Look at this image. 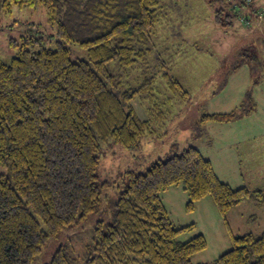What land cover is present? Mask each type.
<instances>
[{"label": "trees", "instance_id": "trees-1", "mask_svg": "<svg viewBox=\"0 0 264 264\" xmlns=\"http://www.w3.org/2000/svg\"><path fill=\"white\" fill-rule=\"evenodd\" d=\"M214 1H228L233 11L225 18L224 9L215 12L213 22L223 28L252 6V0ZM25 8L43 9L57 41L47 47L37 30L24 27L6 40L8 52H15L9 62L0 47V264H36L64 230L100 212L112 187L98 175L103 147L137 148L155 133L154 123L166 119L158 78L174 96L166 102L190 95L156 54L157 27L167 18L161 0H0V34L18 26L14 10ZM70 44L85 50L87 60H72ZM158 64L162 75L130 83L135 72L150 75ZM139 99L148 103H139L146 119L133 105ZM241 113L208 114L202 122H232ZM117 183L114 220L97 222L84 264H192L208 243L203 235L176 241L196 225L177 228L172 222L161 194L174 186L188 193V210L211 197L224 218L244 201H264L262 190L222 182L193 147L143 173L127 171ZM227 227L232 248L213 264H264V232L234 235ZM79 256L60 245L38 264H81Z\"/></svg>", "mask_w": 264, "mask_h": 264}, {"label": "rangeland", "instance_id": "rangeland-1", "mask_svg": "<svg viewBox=\"0 0 264 264\" xmlns=\"http://www.w3.org/2000/svg\"><path fill=\"white\" fill-rule=\"evenodd\" d=\"M161 3L167 10V18L157 27L156 54L167 60L170 72L190 95L185 99L175 96L172 102H166L167 97L174 96L167 84L158 78V103L164 104L160 110L166 119L157 120L155 133L145 136L137 148L126 149L117 143L103 147L98 175L102 182L112 186L106 189L107 202L80 227L64 230L58 240L52 241L54 247L48 245L36 264L49 250L52 253L60 245L71 256L81 255L80 263L84 264L83 251L92 241L97 222L108 224L114 220V202L120 185L117 182L123 174L130 170L143 173L155 162L180 155L191 147L211 161L222 182L234 189L247 187L264 192V137L257 135L264 132V18L259 19L255 13L257 8L264 10V0H252V6L242 7V12L231 19L232 26L224 28L213 21L218 9L225 10L224 18L233 14L228 1L161 0ZM12 19L19 21L18 26L4 29L0 34V47L6 62L15 55L14 51L8 52L6 40L17 36L24 27L37 30L40 34L36 36L44 37L47 47L55 45L56 27L48 24L43 9H15ZM68 47L72 60H87L85 50L76 44ZM110 68L115 70L116 62H112ZM162 73L158 64L152 74L142 75L138 70L129 81L135 85L146 76L156 74L159 77ZM139 103L149 107L148 103L141 99L133 102L139 116L146 119L145 108ZM240 109L241 116L232 122H202L204 115ZM250 140L252 142L248 143ZM161 197L177 228L196 225L180 234L176 239L178 243L198 235H203L208 243L206 250L191 257L192 264H213L231 250L227 224L234 235L253 233L260 236L264 232V201L260 204L255 200L244 201L224 218L211 197L188 210L190 198L182 185L170 188Z\"/></svg>", "mask_w": 264, "mask_h": 264}, {"label": "crops", "instance_id": "crops-1", "mask_svg": "<svg viewBox=\"0 0 264 264\" xmlns=\"http://www.w3.org/2000/svg\"><path fill=\"white\" fill-rule=\"evenodd\" d=\"M250 134H253V133H250ZM258 136H261V137H264V132H260L259 134H257ZM245 136H247L246 134H245ZM250 142H252V140H250V141H248V143H250ZM245 143H247V142H245Z\"/></svg>", "mask_w": 264, "mask_h": 264}, {"label": "built area", "instance_id": "built-area-1", "mask_svg": "<svg viewBox=\"0 0 264 264\" xmlns=\"http://www.w3.org/2000/svg\"><path fill=\"white\" fill-rule=\"evenodd\" d=\"M263 12H264L263 10H259V11H258V14L260 15V17H262Z\"/></svg>", "mask_w": 264, "mask_h": 264}]
</instances>
